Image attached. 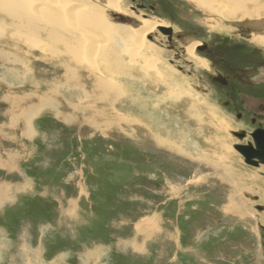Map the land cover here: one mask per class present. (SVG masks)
I'll return each mask as SVG.
<instances>
[{
    "label": "rangeland",
    "instance_id": "1",
    "mask_svg": "<svg viewBox=\"0 0 264 264\" xmlns=\"http://www.w3.org/2000/svg\"><path fill=\"white\" fill-rule=\"evenodd\" d=\"M57 1L60 23L81 44L77 55L50 56L0 35V264H264V166L246 165L235 150L264 127V48L251 41L264 33V12L247 17L264 11V0L231 18L211 14L218 0L209 9L123 0L125 13L87 0L116 27L152 19L174 31L152 39L160 76L126 73L127 94L110 104L99 100L89 37ZM211 17L221 23L215 30ZM190 39L210 45L195 54L216 73L187 56ZM241 131L244 140L233 135ZM140 224L158 230L140 234Z\"/></svg>",
    "mask_w": 264,
    "mask_h": 264
},
{
    "label": "bare ground",
    "instance_id": "2",
    "mask_svg": "<svg viewBox=\"0 0 264 264\" xmlns=\"http://www.w3.org/2000/svg\"><path fill=\"white\" fill-rule=\"evenodd\" d=\"M38 1L39 0H0V18L4 17L6 19H9V21L11 22L9 26H5V23H3V21H0V35L11 34L9 36L12 39L16 38V41H20L25 45H29L31 46V48L37 49L40 52L49 53L50 56L61 54H70L71 56L77 55V53H79L78 51L82 50L80 42L79 45H77V39L75 37L76 35L74 36V34L65 30L67 29L63 27L65 22H63V25L60 23V17H58L57 12L51 6L52 3L58 4V1L56 2V0H45L47 2V5L43 3V6L41 7L37 6ZM62 1L64 2V5H62V7H59L64 11V13L68 14L69 19L67 20H69L68 22L71 28L72 26L79 25L80 28L83 29V31L86 33L85 34L82 32L83 35H87L86 37H89L90 39V44L86 43V49H89V61L91 63L93 62V60L97 62L95 65H93L94 67L92 66L94 70L92 71L98 74L99 82L96 83L98 90H100L102 94V98L99 99L100 101L104 102L107 100V104L116 103L115 100L117 97H119L120 99L123 94H127L124 86H122L121 79L124 78V76H126V73L128 72H138L144 79L149 78L148 72H155L156 74L159 72L156 69L157 62L154 58L153 52L155 51V48H153L152 46V39H157V37L160 38L161 35L167 37V40L172 39L174 37V31L171 29L170 25H167L161 20L152 19H142L139 23V26L132 29L116 27L112 25L106 20L103 13L104 11L101 10L103 8H107L117 12L125 13L120 9V4L123 0H96V2L98 4L100 3L103 8L100 6L98 7L97 4L94 6H90L87 0L86 2H78L80 0ZM192 1L194 2V6H196V8L208 7L211 3V1L209 0ZM260 1L261 0H218L219 5L216 6L215 10L213 8L211 9V11L213 12L211 14H218L221 18L224 16H230L231 18L237 12L239 14V11H243L245 9V5H257ZM258 8L259 12L257 13V10V14L252 13L247 17L250 18L254 16H261L262 13L260 12L264 11H261V7ZM251 12L254 11L251 10ZM263 23L261 26H263L264 28ZM206 24L211 30L217 29L218 24L221 25L220 21L213 17L207 19ZM257 26H260V23H258ZM9 31L14 33L12 34ZM123 34L125 35L123 36ZM42 35L44 36V39L42 40H47V42H49L53 46L52 48H49L48 46H45L47 48H44V45H40L41 43H39L38 38H40ZM251 41L255 45L264 48V33L255 35L254 38L251 39ZM200 44L202 43H199L198 41H195L193 39L187 40L186 47L184 48L185 52L187 56H189L196 62H199V64L205 71L210 72L212 70L210 69L209 64L205 61V59H201L195 54L196 48L199 49L201 47ZM61 46H64V48H60ZM122 56H125L127 58L126 62L123 60ZM99 59L100 61H103V63H100ZM158 76H160L159 73ZM129 81V85L132 86L131 82L133 81ZM139 82L131 87L133 91L134 87L140 88ZM126 97L133 98V95L128 94L126 95ZM119 99L117 98L116 101H119ZM43 103L47 104L48 107L51 105L49 101H43L42 106L44 105ZM149 118L146 119L147 121L150 120V127L153 129H158L159 127L156 126V123L154 122L155 120ZM107 125L108 123L105 124L106 127ZM29 126L31 127V125ZM98 126L99 125L95 127ZM32 129L33 128L31 127V130H29L27 134L31 135ZM166 132L168 134V131L162 127L161 133L158 135L166 137ZM161 139L165 141L166 138ZM185 141L186 140H183L180 143V149L182 152L189 153L191 150L189 151V147L185 144ZM175 150L178 151L177 148H175ZM258 152L264 155V148L261 147ZM219 159V165L224 164L223 162H225V160L222 158ZM259 165L262 164H257L256 167H258ZM224 172L228 173L227 170ZM156 227L157 225L152 227V229H147L144 224H140L138 225L137 229L138 231H140V234L144 233V235H146L148 232H155L154 229L158 230V228L156 229ZM136 244L137 243L135 242L133 246L135 247V249L138 247ZM23 254L28 258V251L23 252ZM34 254H32V256H34ZM10 260V264H17L14 262V258H10ZM21 260L24 261L22 257ZM31 264L34 263L31 262ZM36 264L48 263L42 260V262L39 261Z\"/></svg>",
    "mask_w": 264,
    "mask_h": 264
},
{
    "label": "flooded vegetation",
    "instance_id": "3",
    "mask_svg": "<svg viewBox=\"0 0 264 264\" xmlns=\"http://www.w3.org/2000/svg\"><path fill=\"white\" fill-rule=\"evenodd\" d=\"M203 45V43H202V45H201V47L197 50L198 52H200L201 54H203L205 51V49H209L210 50V45H206V46H204ZM204 48V49H203ZM212 52H214V51H212ZM204 59L205 60H208V61H210V58H206V57H204ZM211 62V61H210ZM212 63V62H211ZM211 67H212V69H214L215 70V65L212 63L211 64ZM215 73H216V70H215ZM217 74H219V75H221L222 77H223V79L221 80V81H225V76L224 75H222V74H220V73H217ZM238 80H240V82L242 81V77L240 76V75H237V77H236ZM242 83H246L245 81L243 82L242 81ZM237 83H234V85L235 86H237V85H239V84H237ZM249 87H256V85H249ZM250 90H252V89H250ZM253 123H254V120H251ZM258 129H256L257 131L256 132H254L253 133V130L251 131L252 133H249L250 135L249 136H247V137H249L250 139H251V143L250 142H247V144L246 145H241L242 147H244L245 148V152L246 153H249L250 151H253V152H256L258 149L260 150V148H256V144H255V142H254V139H256V140H260V139H264V127L262 128V127H257ZM255 131V130H254ZM242 132V131H241ZM238 132V133H240L239 135L240 136H242V138H243V140H244V132ZM252 135V136H251ZM258 142V141H257ZM258 145H259V142H258ZM260 146L261 147H263L264 148V142H262V143H260ZM243 158V157H242ZM243 161H244V158H243ZM254 162H256V161H254ZM258 163V162H257Z\"/></svg>",
    "mask_w": 264,
    "mask_h": 264
},
{
    "label": "water",
    "instance_id": "4",
    "mask_svg": "<svg viewBox=\"0 0 264 264\" xmlns=\"http://www.w3.org/2000/svg\"><path fill=\"white\" fill-rule=\"evenodd\" d=\"M233 135L239 138V140H242V136H240L239 134L235 133ZM257 141L259 142V145ZM254 142L256 144L255 145L256 148H261L260 143L264 142V139H260V140L254 139ZM235 150L238 152V154H240L241 157L244 158L246 165L256 167L258 164L257 162H259V164H262L264 166V155H262L260 152L250 151L249 153H246L245 148L242 146H236ZM257 210H261V208H257Z\"/></svg>",
    "mask_w": 264,
    "mask_h": 264
},
{
    "label": "crops",
    "instance_id": "5",
    "mask_svg": "<svg viewBox=\"0 0 264 264\" xmlns=\"http://www.w3.org/2000/svg\"><path fill=\"white\" fill-rule=\"evenodd\" d=\"M6 188H8V187H6ZM25 192H21V194H24ZM8 204H11V202L9 203V202H6V205H8ZM13 204V203H12Z\"/></svg>",
    "mask_w": 264,
    "mask_h": 264
}]
</instances>
